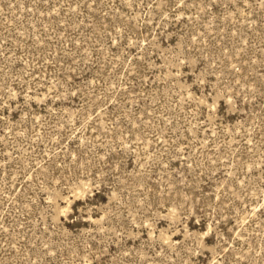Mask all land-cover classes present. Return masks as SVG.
Masks as SVG:
<instances>
[{
  "label": "rangeland",
  "instance_id": "374dc122",
  "mask_svg": "<svg viewBox=\"0 0 264 264\" xmlns=\"http://www.w3.org/2000/svg\"><path fill=\"white\" fill-rule=\"evenodd\" d=\"M0 264H264V0H0Z\"/></svg>",
  "mask_w": 264,
  "mask_h": 264
}]
</instances>
